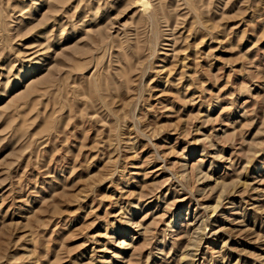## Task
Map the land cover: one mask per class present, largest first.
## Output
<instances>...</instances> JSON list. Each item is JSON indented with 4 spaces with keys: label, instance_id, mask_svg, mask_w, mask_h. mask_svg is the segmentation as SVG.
<instances>
[{
    "label": "rangeland",
    "instance_id": "374dc122",
    "mask_svg": "<svg viewBox=\"0 0 264 264\" xmlns=\"http://www.w3.org/2000/svg\"><path fill=\"white\" fill-rule=\"evenodd\" d=\"M0 264H264V0H0Z\"/></svg>",
    "mask_w": 264,
    "mask_h": 264
}]
</instances>
